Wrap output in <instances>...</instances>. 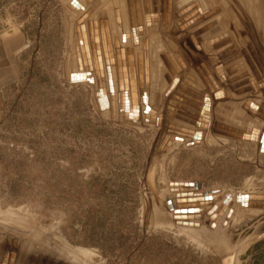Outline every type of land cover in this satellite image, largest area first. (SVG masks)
I'll use <instances>...</instances> for the list:
<instances>
[{
    "label": "rangeland",
    "instance_id": "obj_1",
    "mask_svg": "<svg viewBox=\"0 0 264 264\" xmlns=\"http://www.w3.org/2000/svg\"><path fill=\"white\" fill-rule=\"evenodd\" d=\"M93 1L0 0V30L20 29L30 45L21 77L9 85L0 103V264L6 253L14 256V264H68L54 246L53 239L59 236L73 247L90 251L86 264H221L218 236L234 248L264 233L262 202L260 207H250L253 210L239 207L219 232L200 226L182 228L154 206L147 174L155 167L158 193L167 200L212 190L236 196L264 193L262 146L252 140L243 142L242 135L228 140L218 131L221 126L216 128L225 124L221 111L234 110L242 115L235 112V119L227 120L232 128L247 132L260 125L264 130V74L259 73L264 68V0H215L219 13L208 20L200 17L193 25H184L183 16L192 9L184 0H160V12H145L146 36L155 49L163 46L161 53L175 57L179 72L178 59L189 73L196 66L213 75L221 62L214 47L230 38L241 52L245 71L260 80L257 92H246V83L237 88L231 83L233 91L224 87L230 84L228 75L216 77L226 92L218 103L201 89L191 92L194 99H210L215 117H209L207 127L186 116L179 104L161 107V126L146 121V110L137 121L124 118L119 110L117 116L111 115L110 110L99 109L98 84L69 82L73 26L84 8L94 6ZM116 1L125 10L123 1ZM146 1L149 7L152 0ZM203 1L195 6L199 11L205 9ZM242 63L237 67H244ZM230 64L227 69L236 63ZM160 84L162 92L157 96L161 98L167 87L163 81ZM117 88L121 91L119 82ZM107 91L110 94L109 84ZM230 96L238 109L229 103ZM247 101L259 107L256 113L242 108ZM168 123L197 126L199 132L206 130L205 138L183 137L171 147L174 137L163 148ZM262 242L246 250L239 264H264V244L255 249Z\"/></svg>",
    "mask_w": 264,
    "mask_h": 264
},
{
    "label": "bare ground",
    "instance_id": "obj_2",
    "mask_svg": "<svg viewBox=\"0 0 264 264\" xmlns=\"http://www.w3.org/2000/svg\"><path fill=\"white\" fill-rule=\"evenodd\" d=\"M88 1H90V0H88ZM115 1L116 0H107V1H105V0H97L96 1L95 0V1H93V3L95 2L94 6L92 5L93 3H91L92 7L89 5L90 7L88 6V7L84 8V10L79 13L80 15L76 14L78 17L76 18L74 26H73L74 35L72 38V42H73V45H72L73 46V48H72V67L69 68V73H70V70L72 69L70 75L71 74H82L85 76H89V79H91V80H84L82 82H76V83H71V84H77V83L79 84V83H83V82L85 84H87V83L94 84V86H97V84H98L97 104L99 106V109H100V107L104 108L103 112L106 110H110L111 115L115 114L117 116V110H119V111H121L120 113L122 114V116H124V118L134 119L136 117V115H138L137 117L140 118V116H139L140 112L146 110V112H145L146 121H148L150 123H154V124H160V126H161L164 116H162L160 109H161V107L164 106V104L167 105L166 103L168 102V99H169V97H167V95L169 93H170L169 94L170 97H172V96H174L176 98H177V96L180 97V95H178L179 94L178 88H179V85L182 83V81L179 78V72L177 69L178 67L175 66V64L173 62V58L168 53H165L166 51L161 53L162 52L161 49L163 48V46H160V47L155 49L154 48L155 45L151 42V39L146 36V32L144 31L145 27L147 26L146 24H148L146 22L147 19L145 17V12H147V13L149 11H150V13H153L155 11L160 12L161 11L160 9H162L161 8L162 6L160 5V0H158L159 1L158 5L154 3L155 0L154 1L152 0V4L150 3L149 7H146V5H145L147 2L146 0H122L123 2L122 1L121 2L123 3L125 10H121L120 9L121 3L118 1H116V2ZM184 1L189 6L191 5L193 7V9H191L186 15L183 16V17H186V19H187L186 20L187 22L184 25H187V24L191 23V21H193V20L188 19V18L191 15L195 14V12L197 13L196 16L199 17V19L201 17V19H204V20L210 19L212 17V15H215V13L218 12V8H217L218 3L215 0L212 2H206V0H204L203 2L205 4V9H200L201 11H199L198 8L195 7L198 3V0H184ZM219 2H221V0H219ZM219 4H222V3H219ZM103 6L106 7V9H102V8H104ZM197 6H199V5H197ZM229 6L227 7L228 11H230L233 8V3L231 2ZM168 7L171 9V5L169 6V4H168ZM168 7H166V9ZM146 8H148L150 10H148ZM252 8H254V5L252 6ZM90 9L95 10V11L90 14V11H89ZM85 16H86V18L83 19ZM80 20H83L82 24L85 25V34H86V39L81 40V41H80V38L78 35V30H77L78 26L81 25V23H79ZM115 20H116V22H115ZM196 23H194V24H196ZM163 27H165V26H163ZM229 39L227 38L224 41H219L218 42L219 44L217 43L218 45H216L214 47L215 49L217 48L216 50L219 49L218 51L220 53L217 54V58L219 60H221V62L219 61L220 65L218 64V66L216 67V69L214 71V75H210V72L208 71L207 68L206 69H202L200 67H198L197 69L195 68V73L198 75V78L203 83V85L206 87V89H207L208 93L210 94L213 101L220 100L219 102H223L224 98L226 97V93L220 87L221 84L218 85L219 83L217 82L216 77L220 78L222 76L228 75L227 81H229L230 83L235 82L234 83L235 88L238 86H241L242 85L241 82L245 81L244 83H246V89L248 91L253 90L256 92H257L258 84H259L257 82L258 81L260 82V80L257 81L256 78H253L251 73L245 71L246 66L245 67H237V65H240L242 63L241 62V54H240L241 52H238V50L234 46V44H231L232 42H230V41H232V40H229ZM84 41L86 42V44L84 43ZM226 44H229V46H225ZM84 45L88 46L89 54H90V58H91V65H88L87 63L85 64L84 53H83V46ZM108 46L110 48V51H109ZM223 46H224V48H222ZM220 48L223 49L222 52H221L222 49H220ZM160 50H161V52H160ZM111 51L113 54V58H112L113 61L109 59V53ZM97 56L99 59H101L100 63L102 66V73L104 75L103 77H98L97 70L95 68L96 65L94 63V59H96ZM107 56H108V59H107ZM128 56H129V58H128ZM79 57H81V60H82V69L80 68V66L78 64ZM133 58H134V60H133ZM86 62H87V59H86ZM232 62L236 63L234 65V68L227 69L226 67H230V66H226V64H230V63L232 64ZM243 66H244V64H243ZM124 67H126V69H125L126 71H123ZM129 70H135L136 78H134V75H131V77L129 76L130 75ZM236 72H239V74H236V76L234 77V73H236ZM124 76H125V80L127 83L125 84V86L124 85L121 86V91H119L117 88V83L119 82V79L123 80ZM241 79H243V80L241 81ZM69 80H70V78H69ZM161 81H163L166 84L167 90L165 91L164 97H162L160 95L161 96V98H160V97H158L159 96L158 94H160V92H162L161 89H159V87L161 85L160 84ZM148 83H150V85H149L150 91L148 90ZM108 84H109V88H110V94L107 91ZM151 84H153V86H152L153 88L151 87ZM259 85H261V84H259ZM163 86L164 85H162V87ZM242 87H244V86H242ZM151 88H152V91H151ZM246 89H245V91H247ZM158 90H160L159 93H158ZM162 90H164V89H162ZM174 90H175V92H174ZM242 90H244V89H242ZM242 90H239V91H242ZM260 90H262V89H260ZM157 98H160V100H158ZM221 99H223V100H221ZM153 102H154V105H155V103H158V104L155 105V107H154ZM170 102H171V104L175 103L178 105L177 101L174 102L172 100ZM184 103H186V105H189V107L192 108V109L188 110L187 115L186 114L185 115L189 116V118L192 117L194 120L197 119L198 122H200L202 125H204V127H207V125L210 123L209 117L211 118V116H212V119H213V117H215V115L211 112V109H209L210 108L209 103H202V104L199 103V104H197L199 107L197 105H195L194 103H189L187 101H184ZM217 103H218V101H217ZM223 104L224 103H222V105ZM135 105L137 107H134ZM175 106L176 105H174L173 107H175ZM263 107H264V105H263ZM232 108H234V107H232ZM242 108L246 111H250V112H254V113H256V111L259 109V107L255 103H252L251 107L246 106V103H245ZM153 109L158 110V111H155ZM228 109H230V108H228ZM235 112L238 115H242L241 113H238L237 111H234V113L233 112L231 113V111H230V114L228 113L229 115L226 114L225 112L221 111V115H223V117L225 116L224 117L225 118V124L217 125V127H216L217 129H218V126L219 127L221 126V128H222V129H219L218 131H223V132H226V131L229 132L230 131L231 133H229L228 137H227L228 140L235 139L234 137H236V136L241 138L240 135H242L243 142L252 140V141L256 142L257 144H260L262 146L261 149H263L262 151L264 152V130H263V128H260L259 127L260 125L259 126L253 125L250 128L251 130L247 131V133H249V134H246V135H243V132H246V131L237 129L236 127H235V129H232L233 126L227 120L228 119H231V120L235 119L234 118ZM183 117H184V115H183ZM215 122H217V121H215ZM216 124H218V123H216ZM176 126H181V128L185 127L187 129L189 128L188 130L191 129L194 132L193 131L186 132V131H184V130L176 127ZM192 127L193 126H191V128H190V127L184 126L182 124L180 125L177 123L176 124H169L168 123V126H167L168 129L167 128L166 129H167V131H169V133L167 132L169 136L167 135L168 139H167L163 148H165L167 146V143L169 142L170 139H172V141H173L174 137H175V140H174V143L172 144L171 147H174L177 144V141L180 142L181 140H184L185 138H183V137H189L187 139L195 140V141L203 140L205 138V134H203V133L206 130L199 132L198 129L196 128L197 126L194 128H192ZM233 133H236V134L233 135ZM232 136H234V137H232ZM197 138H198V140H197ZM257 138H258V140H257ZM155 176H156L155 167H151L149 174H148V181H149L148 183L155 186L156 191H157V195H158V201H159V205H157V203H155V201L153 202V204L156 208H159L162 211H166V213H168V215L171 217L170 219H172L171 221H173V223L176 222V220L174 219L175 218V211L179 208L178 205L176 204L178 198H180V199L185 198L187 200L186 202H188V199H190V198L195 199V200H193V202H202L203 201L202 199L205 196H207L208 193H210L212 195L221 194L222 199L217 200V201H213L211 205L207 206L205 209L206 212L202 214L201 219L199 221H192L193 223H199L200 227H202L203 230H206L207 232H210V233L219 232L221 230V227L226 228L228 225L226 218L227 217L230 218L228 221L232 220L235 213H236V210L239 209V207H241V206L234 207L235 209H234L233 215H229L230 208H228L225 212H223L222 215H220L218 217L217 220L211 221L212 223L214 222V224H215L214 227H211V225H209L210 223H207V221L210 219L209 216L207 215L208 211L213 209L214 206H217L218 209H217L216 213H218L219 211H221V208L224 205L225 201L232 198L231 196H233V198H234L233 202L236 204L237 203L236 197L238 195L236 196L235 194H227L225 192L213 193L216 190H212V191H208V192L204 193V195L179 194V196L177 195L173 199L170 198L167 200V198L164 199L163 197H161L159 195L158 188H157L156 182H155ZM245 195H252V196L256 197V199L252 202H254L258 205L252 206V207H254V208L260 207L259 202H262L261 203V209H259V210L264 209V193L251 192V193H248ZM257 197H259V199ZM154 199H155V197H154ZM154 199H152V201ZM206 201L209 202L210 200L206 199ZM244 208H246V207H244ZM246 209L253 210V208H250V207H247ZM255 210L258 211V209H255ZM181 227L183 228L185 226L181 225ZM192 227H194V226H192ZM59 238H60V236H59ZM59 238L53 239V241L56 244L54 246L55 247L57 246L63 252V254H61V255L59 254V256L63 257V259L66 260V263H68V264H75V263L86 264L84 262V258H86L90 255L89 250H87L85 248H81V247H73V246L69 245L66 241L63 242L62 239H59ZM218 238H219L218 240L220 242H225L224 241L225 239H223L222 236L221 237L218 236ZM227 239H228V237H227ZM242 244H243V242L239 243L237 246H235V248L240 247ZM61 251H60V253H61ZM2 253L4 254L3 251H2ZM18 258H19V256H18ZM21 258H23V257H21ZM9 260H10V264L15 263L14 256L12 255V257L10 258L9 253H6L2 263L8 264ZM21 261H22V259H21ZM29 263H31V262H29Z\"/></svg>",
    "mask_w": 264,
    "mask_h": 264
},
{
    "label": "water",
    "instance_id": "obj_3",
    "mask_svg": "<svg viewBox=\"0 0 264 264\" xmlns=\"http://www.w3.org/2000/svg\"><path fill=\"white\" fill-rule=\"evenodd\" d=\"M193 9V7H192ZM197 13L195 12V14L191 15L188 19H191L193 21H191V24H194V21H198L199 17L196 16ZM196 16V17H195ZM194 17V18H193ZM86 16L83 18L85 19ZM193 18V19H192ZM83 20H80L79 23H81V25L78 26L77 30H78V35L81 40L86 39V34H85V25L82 24ZM96 31V30H95ZM97 32V31H96ZM84 43L86 44V42L84 41ZM109 48V46H108ZM110 51V48H109ZM83 53H84V59H85V64L87 63L88 65H91V58H90V54H89V49L88 46L84 45L83 46ZM113 58V54L112 51L109 53V59L112 60ZM129 58V56H128ZM87 59V62H86ZM108 59V56H107ZM134 60V58H133ZM113 61V60H112ZM101 59L97 58L94 59V63H95V68L97 70V74L98 77H103V73H102V66H101ZM78 64L80 66V68L82 69V60L81 57H79L78 59ZM123 71H126V67L123 68ZM134 69V68H133ZM100 72V73H99ZM130 72V77L131 75H134V78H136L135 76V70H129ZM148 73V72H147ZM84 80H91L89 79V76H85L82 74H71L70 75V83H76V82H82ZM124 80V81H123ZM119 79V84L121 86H125V84L127 83L125 80V76L124 79ZM101 106V105H100ZM246 106L251 107L252 103L250 101L246 102ZM134 107H137L136 105ZM104 108L100 107V111H103ZM138 115H136L137 117ZM134 119H131V121H137L139 117ZM186 132H189L188 130L182 129ZM150 171V170H149ZM148 171V174H149ZM147 174V177H148ZM154 197V201L155 203H157V205H159V201H158V195H157V191L154 185H151L150 183H148ZM190 186H194V183H191ZM179 196V195H178ZM232 198H230L229 200L225 201L224 205L221 208V211H219L218 213H216L217 211V206H214L213 209H211L210 211H208L207 215L209 216V220L207 221V223H210L209 225H211V227H214L215 224L214 222L212 223L211 221L217 220L218 217L220 215L223 214V212H225L228 208H230V212L229 215H233L234 213V207L236 206H241V207H252V206H256L258 204L252 202L256 199V197L252 196V195H245V194H239L236 197V204L233 202L234 198L233 196H231ZM259 199V197H257ZM210 200L209 202L206 201ZM222 196L221 194L218 195H212L210 193H208L207 196H205L202 200V202H193V200L195 199H188V202H186L187 200L185 198L177 199V205H178V209L175 211V220L177 222L178 225H183V226H194V227H199V223H193L192 221H199L201 219V216L203 213H205V209L207 206L211 205L213 201H217V200H221ZM206 201V202H205ZM226 224V223H225ZM264 240V233L251 237L245 241H243V244L240 247H230L229 245H227L226 242H220L218 243L219 245V252H220V258H221V264H239V258L240 256L246 251L248 250L252 245L260 242ZM242 243V242H241Z\"/></svg>",
    "mask_w": 264,
    "mask_h": 264
},
{
    "label": "crops",
    "instance_id": "obj_4",
    "mask_svg": "<svg viewBox=\"0 0 264 264\" xmlns=\"http://www.w3.org/2000/svg\"><path fill=\"white\" fill-rule=\"evenodd\" d=\"M205 27L201 28L200 31L202 29H204ZM200 31H199V34L201 33ZM29 47H30L29 41H28L25 33L22 30L16 29V28H8V29L0 30V103H1V100H2V97L4 95L5 90L9 87V85H11L19 77H21L23 59H24V56H25L27 50L29 49ZM174 59H175V57H174ZM174 59H173V61H174ZM71 63H72V55H71ZM178 63H179L180 69H181L180 72L178 71L179 72V78L182 81V83L180 84V88H178V92H179L178 95H180V97L177 96V98H176V97L172 96V100H174L175 102L177 101V103L180 105L178 108L181 110H186V112H188V110H190L192 108H190L189 105H186V103H184V101H187L189 103H194L195 105H197L199 103L202 104V103L210 102V99L206 98L205 96H203V99H200V100L194 99L192 97L193 96L192 93L196 94L199 92L198 89H201L202 91H205L206 93H208L206 87L203 85V83L198 78V75L195 73V67L196 66L193 67V71L191 73H189V70L186 69V67L183 65L182 61H180L178 59ZM244 67H245V65H244ZM245 69H246V67H245ZM260 69H261L260 70L261 72H259V73L264 74V68H260ZM71 70H70V73H71ZM210 75H211V73H210ZM256 80L258 81V79H256ZM244 82L242 83L243 85L245 84ZM257 83L260 84L259 81ZM226 84H228L229 86L224 85L225 88H227L228 90L229 89H231L233 91L235 90L234 86L231 83L230 84L226 83ZM259 84H258V87H260ZM187 95H189L191 97H189ZM207 99H208V102H207ZM234 99H235L234 96H230L229 103L238 109L239 108L238 103ZM226 102H228V100ZM169 103L171 104V102L168 100L167 104H169ZM171 105H175V103H173ZM210 105H211V102H210ZM209 109H211V107ZM230 109H232V107H230ZM233 111H231V113ZM232 129H234V128H232ZM235 134L236 133H233V135H235ZM243 134L246 135L249 133L246 132ZM223 137L227 138L228 134H226V132H223ZM232 137H234V136H232ZM234 138H237V136ZM231 140H233V139H231ZM235 140H237V139H235Z\"/></svg>",
    "mask_w": 264,
    "mask_h": 264
},
{
    "label": "trees",
    "instance_id": "obj_5",
    "mask_svg": "<svg viewBox=\"0 0 264 264\" xmlns=\"http://www.w3.org/2000/svg\"><path fill=\"white\" fill-rule=\"evenodd\" d=\"M262 244H264V242L258 244V245L255 247V249L258 248L259 246H261Z\"/></svg>",
    "mask_w": 264,
    "mask_h": 264
}]
</instances>
